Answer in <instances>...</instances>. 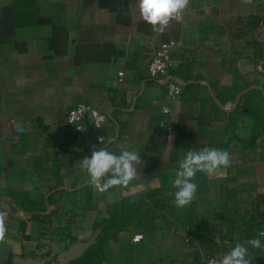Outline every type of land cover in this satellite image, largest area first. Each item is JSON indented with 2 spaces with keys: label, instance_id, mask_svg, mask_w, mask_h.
<instances>
[{
  "label": "crops",
  "instance_id": "crops-1",
  "mask_svg": "<svg viewBox=\"0 0 264 264\" xmlns=\"http://www.w3.org/2000/svg\"><path fill=\"white\" fill-rule=\"evenodd\" d=\"M171 40L180 41L177 101L147 75L150 52ZM78 103L106 114L99 132L66 123ZM119 144L139 151L137 175L98 192L79 161L101 147L119 154ZM206 146L229 151L232 164L198 173L196 199L178 209L167 195L178 160ZM149 195L158 205L148 200L104 245L102 264H203L236 243H264V0H190L163 32L142 20L137 0H0V264H62L122 200ZM248 247L252 261L264 257Z\"/></svg>",
  "mask_w": 264,
  "mask_h": 264
},
{
  "label": "clouds",
  "instance_id": "clouds-1",
  "mask_svg": "<svg viewBox=\"0 0 264 264\" xmlns=\"http://www.w3.org/2000/svg\"><path fill=\"white\" fill-rule=\"evenodd\" d=\"M137 2L142 20L151 25L153 31L158 32H163L173 21H181L190 6V0ZM117 147L119 154L101 147L94 149L91 156L79 161L80 168L86 173L88 184L98 192H105L113 187H127L137 175L136 166L142 163L139 151L129 150L127 144H119ZM232 159L229 151L215 147L189 149L178 160V168L171 181L175 191L167 195L174 197L173 203L178 209L188 207L197 197L198 184L194 182L197 174L212 176L221 169L229 168ZM5 216V212H0V241H3L6 232ZM259 236L264 237V230L260 231ZM248 246L264 250L261 239L252 238L245 243H236L226 254L209 261V264H252Z\"/></svg>",
  "mask_w": 264,
  "mask_h": 264
},
{
  "label": "built area",
  "instance_id": "built-area-1",
  "mask_svg": "<svg viewBox=\"0 0 264 264\" xmlns=\"http://www.w3.org/2000/svg\"><path fill=\"white\" fill-rule=\"evenodd\" d=\"M179 44L180 41L171 40L169 42H164L158 47L154 48L150 52L149 63L147 66V75L164 84L168 97L174 101L179 100L183 93L182 81L176 74L172 72V48ZM118 76L119 80L123 81L124 71H119ZM161 113L164 116V119L162 120V126L164 130L166 132L171 131L173 129V123L170 119L171 109L167 106H164L161 109ZM106 120V114L87 103H78L71 106L67 109L65 117L66 123L74 127L76 130L83 131L84 127L87 125L93 134L99 132ZM25 132L26 130L23 124L20 121H16L14 127L15 140H20ZM262 230H264V227ZM143 237V234H137L134 236L133 240L139 241ZM187 241H189V238ZM221 256L222 255L216 253L207 255L203 258V264H209V261L213 259H219ZM252 264H264V257L257 258V260L252 261Z\"/></svg>",
  "mask_w": 264,
  "mask_h": 264
},
{
  "label": "trees",
  "instance_id": "trees-1",
  "mask_svg": "<svg viewBox=\"0 0 264 264\" xmlns=\"http://www.w3.org/2000/svg\"><path fill=\"white\" fill-rule=\"evenodd\" d=\"M159 198L153 195L140 198H127L122 200L120 205H116L110 213V217L105 219L97 230L100 228L101 233L98 237L97 243L92 246L84 256L73 264H102L104 245L109 241L115 239L118 234L125 230L134 219L137 218L138 212L143 207H150L147 200H153L155 205H158Z\"/></svg>",
  "mask_w": 264,
  "mask_h": 264
},
{
  "label": "water",
  "instance_id": "water-1",
  "mask_svg": "<svg viewBox=\"0 0 264 264\" xmlns=\"http://www.w3.org/2000/svg\"><path fill=\"white\" fill-rule=\"evenodd\" d=\"M100 233L101 229L99 228L88 241L78 242L67 251L62 252L58 256V262L62 264H73V262L82 258L83 255L97 243ZM13 264H40V262L34 258L23 259L16 257L13 260Z\"/></svg>",
  "mask_w": 264,
  "mask_h": 264
}]
</instances>
